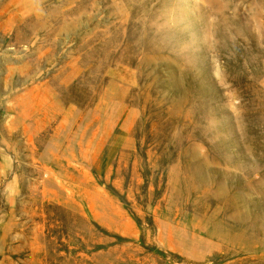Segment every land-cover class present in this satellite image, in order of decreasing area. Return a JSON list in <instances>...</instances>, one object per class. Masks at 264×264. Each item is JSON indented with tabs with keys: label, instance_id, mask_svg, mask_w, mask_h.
Masks as SVG:
<instances>
[{
	"label": "rangeland",
	"instance_id": "rangeland-1",
	"mask_svg": "<svg viewBox=\"0 0 264 264\" xmlns=\"http://www.w3.org/2000/svg\"><path fill=\"white\" fill-rule=\"evenodd\" d=\"M255 259L264 0H0V264Z\"/></svg>",
	"mask_w": 264,
	"mask_h": 264
},
{
	"label": "bare ground",
	"instance_id": "bare-ground-1",
	"mask_svg": "<svg viewBox=\"0 0 264 264\" xmlns=\"http://www.w3.org/2000/svg\"><path fill=\"white\" fill-rule=\"evenodd\" d=\"M231 218H233V216H231ZM228 230H229V237H230V241L232 242L231 243V246L233 247L234 246V243H235V245H237L238 246V248L240 247L239 245H238V242L236 241V242H234L233 240L236 238L235 237V230H234V228L233 227H231V228H228ZM238 239V238H237ZM227 241H228V238H227ZM229 242V241H228ZM256 260H257V262H256ZM255 262H256V264L258 263H260V261H259V259H255Z\"/></svg>",
	"mask_w": 264,
	"mask_h": 264
}]
</instances>
